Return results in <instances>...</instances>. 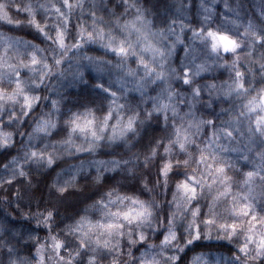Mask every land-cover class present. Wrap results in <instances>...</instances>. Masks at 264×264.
Returning <instances> with one entry per match:
<instances>
[{
    "label": "snow or ice",
    "instance_id": "6c2138e0",
    "mask_svg": "<svg viewBox=\"0 0 264 264\" xmlns=\"http://www.w3.org/2000/svg\"><path fill=\"white\" fill-rule=\"evenodd\" d=\"M201 8L205 15L201 26L192 29L193 36L209 58L215 57L213 63L223 61L222 66L228 68L230 82L222 81L219 86L196 79L208 71L207 63L196 64L195 70L169 63L176 43L183 41L177 36L175 42L165 45V29L154 27L140 0H92L90 22L77 23L74 31L69 28L71 16L76 9L83 16L85 0H0V25L10 26L8 31H0V156L15 146L16 135L28 138L27 144L21 142L22 152L3 164L0 203H12L14 184L21 185L15 190V199L23 200L32 187L33 171L51 168L65 154L95 155L99 149L121 143L135 147L131 137L139 135V125L153 120L163 125V134L153 138L143 153L130 159L89 161V167H95L91 179L81 175V161L67 178L58 174L50 185V192L62 200L82 190L81 179L102 187L107 172L124 171L133 178L139 172L147 199L109 186L84 214L58 232L55 205L41 209L38 204L35 211L29 206L21 215L26 221L34 220L37 229L42 226L47 235L41 239L35 229L17 231L0 223V264H264V9L258 19L246 24L229 20L232 28H213L212 10L203 0ZM129 15L131 19H122ZM25 29L50 43L41 47L11 34ZM167 33L175 35L171 25ZM91 44L111 53L115 62L107 55L69 57L70 52L79 54ZM69 59L74 61V70L73 63L62 67ZM112 67L121 73L117 90L111 82L107 86L104 82V73ZM85 68L97 74L92 87L107 101L100 116L87 107L83 112H70L63 120L61 139L46 143L61 127V97L50 101L47 112L35 115L31 131H19L39 102L49 99L39 94L46 80L54 76L67 79V73L74 81L87 83ZM141 70L143 75H139ZM129 80L141 98L149 85L159 87L155 96L147 98L152 104L143 110V116L137 108L147 100L131 108L127 102L120 103L130 91L126 87ZM174 81L190 90V101L184 92L174 89ZM205 92L217 100L235 97L239 106L221 108L228 119L219 124V114L215 119L203 113L197 116L194 110ZM180 105L188 106L183 115ZM206 107H213L212 99ZM241 140L243 147L229 146ZM228 152L239 153L237 159L243 165L238 167L225 155ZM153 165L154 178L147 174ZM169 194L171 199H167ZM16 210H20L19 203ZM90 210L95 212L90 215ZM214 239L227 245L213 248L200 243Z\"/></svg>",
    "mask_w": 264,
    "mask_h": 264
},
{
    "label": "trees",
    "instance_id": "16d2710c",
    "mask_svg": "<svg viewBox=\"0 0 264 264\" xmlns=\"http://www.w3.org/2000/svg\"><path fill=\"white\" fill-rule=\"evenodd\" d=\"M59 2V0H57ZM92 0H85V9L84 14L81 16L80 10L76 9L71 16V23L69 28L74 31V26L77 23L90 22L88 16V8ZM119 3V0H116ZM141 5L148 9L147 16L148 19L153 21L155 28L165 29L168 39L164 41L165 45H169L172 42L177 40L179 36L180 40L183 43H176V48L172 56L169 57V63L173 67H183L188 66L195 70V65L200 63L208 64V71L201 73L200 77L196 79L200 83L212 82L214 81L218 86L222 81H229L230 72L228 68L222 66L223 61H216L215 57L209 58L207 50H205L201 45L199 40L193 36L192 29H198L203 21V16L205 15L204 11L201 8L202 0H140ZM203 3L212 10V20L211 26L215 28L217 25H223L227 28H232L233 25L228 23L229 20H235L240 24H246L249 19H258L261 9H264V0H203ZM227 5V7H226ZM12 14L15 16V11L13 10ZM22 18V17H21ZM55 20V17H52ZM122 19H131V15L123 17ZM176 21V23H172ZM175 30V35L167 33L168 26ZM10 26L0 25V31H8ZM183 29V31H181ZM240 32H243V28H240ZM14 35L22 36L24 39L32 40L35 43L39 44L41 47H46L50 42H44L43 37L39 36L34 30L25 29L24 31H19L11 33ZM87 54L89 56H105L107 55L108 59H112L115 62V58L111 53H105V50L100 48L98 44L86 45L84 49L81 50V53L77 54L75 52H70L69 57L74 55ZM50 59V53H47ZM223 56L224 54L221 53ZM231 59V57H228ZM69 63H73V70L75 68L74 61L69 59L62 65L63 68H67ZM82 64L86 65L87 61H82ZM131 66L136 67L135 59L130 60ZM258 69V65L256 66ZM246 70V69H245ZM85 80L87 83H82L79 81H74L71 75L66 73L67 79L64 77H51L45 81L46 87L40 90L42 96H48V100H41L38 107L32 116L26 118L27 123L19 129L22 132L31 131V125L33 118L38 113L47 112L51 108L50 101L52 99H60L64 97L60 105V118H61V127L56 135H53L48 140L44 142H55L64 135L63 120L67 119L70 115V112H83L84 109L92 108L96 111L97 116L101 115V112L107 107V101L104 98V94L100 93L98 90H95L92 87L93 80L97 75L91 68H85ZM143 75V71L139 73ZM121 76L119 70L114 67L110 68L109 71L104 73V82L106 86L109 82L113 85V90H117L119 85L117 84L118 77ZM251 79V77H248ZM259 80V76H257ZM230 82V81H229ZM174 89H178L185 93L184 98L186 100H191L189 95L190 90L183 86L181 82L174 81ZM126 87L130 90L128 91L121 99L120 103L128 104V107H134L137 105L138 101L142 99L147 100V103H139L137 110L141 111L143 116L144 109H150L152 101L147 98L150 96H155L159 91V87L156 85H149L145 96L141 98L140 94L134 89L136 87L135 83L129 80ZM212 99L213 107L211 109L206 107V102ZM240 101L236 100L233 97L230 100H217L215 96L209 97L205 92L200 103L196 105V115L199 116L203 113L206 117L216 118V114H219V119H217V124L220 123V120L228 119L226 113H221V108H238ZM18 107V106H17ZM181 115L184 112L188 111L187 105H180ZM171 115V113H169ZM113 123L115 121H112ZM163 125L162 122L158 123L153 120L150 123L144 125H139L138 127V136L131 137V144L135 147H125L122 143L119 147L109 146L97 151L95 155H89L87 153H74L69 156L65 154L61 159L57 160L56 164L51 168L40 169L39 172L33 171L32 176V187L28 190V195L21 201L15 199V190L21 188L20 184H14L11 191L13 192L12 203L10 205H5L0 203V223H8L9 226H12L17 231H26L29 228L35 229L36 233L43 239L47 233L43 230V227L37 229L35 221H26L21 215L22 211H27L29 206L33 211L36 210L37 205L39 204L40 208L48 207L50 205H55L56 207V227L55 231L58 232L60 228H63L65 224L72 223L74 219L78 218V215L84 214V209L92 203L93 200H97L103 194V192L108 190L109 186H116L121 189L122 193H127L129 195H137L141 199H147L148 194L143 192L142 184L139 182L140 173H137V176L133 178L131 175H128L124 171L118 172H107L105 173V180L102 187H96L88 185L85 180L81 179L82 190L76 191L71 195L65 197L62 200H57L56 195L50 192V185L57 178V175L61 178H67V174L73 172L77 167L80 166L81 161L84 162V172L81 174L83 177H88L91 179L95 176V167H89V161L99 160V159H112V158H131L133 154L143 153L149 143L156 136L162 135L161 131ZM209 131H211L209 129ZM240 140L239 137H237ZM16 144L14 147L8 150L5 155L0 156V174H2L3 164L7 163L12 156L22 152L21 142L27 144V136L20 137L16 135L14 137ZM227 144V141H222ZM33 144L38 147H42V144L33 140ZM230 147H243V141L240 143L233 141ZM3 152V150H0ZM162 152V149H161ZM225 155L232 157V161L237 163V166L243 165V161L237 159L239 153L228 152ZM6 157V158H5ZM143 156L141 155V160ZM27 167V166H26ZM35 167V166H33ZM147 174L154 178L156 175V167L153 165ZM159 193L160 190L157 189ZM2 195V193H0ZM34 195L35 198H31ZM162 196V194H161ZM167 199H171L169 194ZM17 203L20 204V210H16ZM95 210H90L89 214H93ZM98 215V213H96ZM55 234V232H54ZM202 245L212 246L213 248L218 244L227 245L226 241H201ZM191 255V253H189Z\"/></svg>",
    "mask_w": 264,
    "mask_h": 264
}]
</instances>
